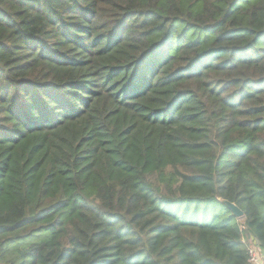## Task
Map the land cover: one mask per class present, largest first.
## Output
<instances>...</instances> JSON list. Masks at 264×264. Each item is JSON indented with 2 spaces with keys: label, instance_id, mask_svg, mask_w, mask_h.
<instances>
[{
  "label": "trees",
  "instance_id": "1",
  "mask_svg": "<svg viewBox=\"0 0 264 264\" xmlns=\"http://www.w3.org/2000/svg\"><path fill=\"white\" fill-rule=\"evenodd\" d=\"M251 246L264 0H0L2 264H248Z\"/></svg>",
  "mask_w": 264,
  "mask_h": 264
},
{
  "label": "built area",
  "instance_id": "2",
  "mask_svg": "<svg viewBox=\"0 0 264 264\" xmlns=\"http://www.w3.org/2000/svg\"><path fill=\"white\" fill-rule=\"evenodd\" d=\"M248 264H264V255L259 248L255 246L248 248Z\"/></svg>",
  "mask_w": 264,
  "mask_h": 264
},
{
  "label": "water",
  "instance_id": "3",
  "mask_svg": "<svg viewBox=\"0 0 264 264\" xmlns=\"http://www.w3.org/2000/svg\"><path fill=\"white\" fill-rule=\"evenodd\" d=\"M226 208H228L232 215L237 219L240 220L243 218V212L234 204L225 201V200H219Z\"/></svg>",
  "mask_w": 264,
  "mask_h": 264
},
{
  "label": "crops",
  "instance_id": "4",
  "mask_svg": "<svg viewBox=\"0 0 264 264\" xmlns=\"http://www.w3.org/2000/svg\"><path fill=\"white\" fill-rule=\"evenodd\" d=\"M263 254V253H262ZM264 255V254H263Z\"/></svg>",
  "mask_w": 264,
  "mask_h": 264
}]
</instances>
